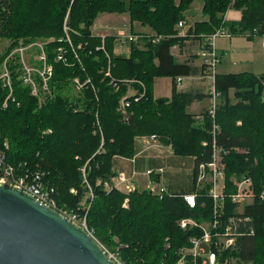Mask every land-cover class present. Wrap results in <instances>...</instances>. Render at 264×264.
I'll use <instances>...</instances> for the list:
<instances>
[{
  "label": "trees",
  "instance_id": "16d2710c",
  "mask_svg": "<svg viewBox=\"0 0 264 264\" xmlns=\"http://www.w3.org/2000/svg\"><path fill=\"white\" fill-rule=\"evenodd\" d=\"M194 1L0 0V40L50 41L53 66L52 95L41 106L14 75L11 98L0 84V152L19 173L43 175V183L55 189L57 209L85 216L91 236L122 264H176L178 250L197 233L182 231L177 222L209 218L210 205L204 199L201 208L199 200L191 209L182 192H121L111 183L113 159H131L135 140L155 135L174 155L192 158L194 173L196 165L210 160L213 121L216 145L226 155V193L235 192L233 178L252 181L253 200L244 215L253 234L237 240L234 256L240 264H264V74H217L214 119L208 109L188 112L208 95L175 86L169 98L153 93L157 78L196 74L171 54L185 40L205 43L218 29L248 41L264 38V0H200L205 20L179 36L177 23L186 20ZM229 10L240 11V19L226 21ZM103 13L127 14L130 23L149 28L152 35L140 37L141 46L131 42L128 57L114 55V37L91 33ZM64 26L71 45L64 40ZM58 49L63 60L56 62ZM75 79L82 87L74 95ZM125 97L128 106L121 110ZM234 209L227 201V213Z\"/></svg>",
  "mask_w": 264,
  "mask_h": 264
},
{
  "label": "built area",
  "instance_id": "2783aa9c",
  "mask_svg": "<svg viewBox=\"0 0 264 264\" xmlns=\"http://www.w3.org/2000/svg\"><path fill=\"white\" fill-rule=\"evenodd\" d=\"M186 26L185 21L177 23V29L182 31ZM65 32V41L71 45L68 36V28L63 27ZM230 35L224 29H218L212 35L205 38L199 57L202 59L205 77L209 81L208 99L210 106L208 113L214 119L215 109L220 97L216 90L215 81L217 76V66L220 61V55L217 52L215 41L218 37ZM135 36H127L122 38L123 43L136 42ZM7 45L0 48V84L8 90L7 99L12 96L13 75L28 88L30 95L37 100L39 106L51 97L50 81L53 77V66L49 62L47 44L50 41L34 40L24 42L22 40L17 43L11 40H5ZM158 41V39H156ZM54 61L63 60V52L61 49L54 51ZM181 77L175 79L176 88L181 87ZM127 83H130L127 81ZM77 89H81L82 85L77 79L74 80ZM144 89L143 85H141ZM132 94L131 90L128 94ZM6 99V101H7ZM6 102L4 103V106ZM128 106L126 97L120 102V109L124 110ZM218 127L213 121L212 135V154L208 162H200L194 169V192L182 194L181 198L187 207L196 208L198 201L201 200L200 207L205 206L204 199L209 200V218H184L177 222L178 227L182 231L197 230L196 234L190 236L188 246L178 250V259L176 264H240L234 254L237 253V240L244 234H253V230L247 227L249 218L245 217V207L250 205L253 200L251 191L252 181L243 177L240 180L233 178L235 192L226 193L225 185V152H222L216 145V132ZM149 142H157L155 135L146 137ZM4 153L0 152V184L15 187L22 192L30 195L40 204L53 209L70 222L84 229L87 233L85 216L79 217L73 212L57 209L55 200V189L43 183L39 172L19 173L16 169L5 162ZM159 169L158 173H161ZM153 171H146L147 175H151ZM126 177L121 174L117 177L118 183L126 182ZM113 182V183H112ZM113 186L114 181L111 180ZM147 191L156 195H164V189L156 192L152 187H148ZM264 200V190L260 195ZM227 201H230L235 209L231 214L227 213ZM247 201V204H246ZM243 205V209H239V205ZM247 231H245V230ZM249 229V230H248ZM91 235V234H90ZM105 251V250H104ZM106 252V251H105ZM109 259L114 264H122L113 253L106 252Z\"/></svg>",
  "mask_w": 264,
  "mask_h": 264
},
{
  "label": "water",
  "instance_id": "95a60500",
  "mask_svg": "<svg viewBox=\"0 0 264 264\" xmlns=\"http://www.w3.org/2000/svg\"><path fill=\"white\" fill-rule=\"evenodd\" d=\"M0 264H114L84 229L0 184Z\"/></svg>",
  "mask_w": 264,
  "mask_h": 264
},
{
  "label": "crops",
  "instance_id": "0c3cea01",
  "mask_svg": "<svg viewBox=\"0 0 264 264\" xmlns=\"http://www.w3.org/2000/svg\"><path fill=\"white\" fill-rule=\"evenodd\" d=\"M200 1V0H199ZM195 3V1H194ZM193 3V4H194ZM193 4L190 9L186 12V29L193 25L196 21L205 20V18L199 17L198 20H194L195 17L198 16V13H201V2L193 8ZM230 11V10H229ZM228 13V12H227ZM227 13L225 16V20L228 22H236L229 20L227 17ZM241 16V14H240ZM122 17V19H119ZM240 19V18H239ZM121 22L123 27L127 26V31L123 30L116 26L115 23ZM136 28V30H134ZM116 31V35L113 33ZM91 33L93 36L100 37L104 39L105 37H114L115 40L113 42V54L120 55L124 57L129 56V50H125V46L129 45L128 43H122L120 38L127 37L129 35L135 36L140 39L143 36H151L152 31L143 27L138 23H130L127 14H116V13H103L98 15L96 20L91 27ZM136 44V43H135ZM142 45V44H141ZM204 45V41L185 40L181 47L175 46L171 49V54L179 63H187L196 69V74L186 77H181V87L176 88L177 91H193L198 92L202 95H207L209 81L205 77L204 68L202 65V59L199 57V52ZM218 54L220 55V61L218 66L222 62V56L225 54V50L223 48L217 49ZM217 66V67H218ZM249 71H241L237 73H243ZM252 73V72H249ZM217 74H227L220 73ZM253 74V73H252ZM171 79V78H170ZM158 80L159 78L154 80L153 93L155 98H169L171 95L172 87H176L175 79H171L170 90L164 94L162 97H157L155 95L158 89ZM163 80V79H160ZM207 100L209 104V99L206 96L200 101L193 102L188 108V112L191 114L198 115L202 113V111L207 109V104H204V101ZM264 101V99H263ZM166 156V158H163ZM182 157L176 156L173 154L170 146H166L161 144L159 141L153 143L149 142L146 137L137 138L134 143V156L131 159H124L115 157L113 159V172L115 173L112 181L116 183L117 177L123 174L126 177V182L118 183L114 187L121 192L128 193L134 190L144 191L148 189L149 185H154V183H158L162 181V188L165 192L169 193H184L183 189L175 185L166 178L161 176L162 173H158L156 170L161 169L164 163L176 164L179 163V160ZM193 162V159L190 158ZM193 166V165H192ZM153 171L151 175H147L146 171ZM164 174V173H163ZM113 183V182H112Z\"/></svg>",
  "mask_w": 264,
  "mask_h": 264
},
{
  "label": "rangeland",
  "instance_id": "374dc122",
  "mask_svg": "<svg viewBox=\"0 0 264 264\" xmlns=\"http://www.w3.org/2000/svg\"><path fill=\"white\" fill-rule=\"evenodd\" d=\"M199 3V0H195L193 8L196 7V5H198ZM199 17H202L200 12L194 20H198ZM227 17L229 20L238 21L240 18V11L230 10L227 13ZM119 19H122V17H119ZM115 24L117 27L127 31V26L123 27V24L121 22L118 21V23ZM185 29L186 26L182 31L179 30L178 35L184 36ZM134 30H136V28H134ZM113 33L116 35V31H114ZM120 40L123 43L122 38H120ZM127 43L130 45V42ZM134 43L141 46V42L139 40ZM6 45L7 43L5 40H0V48L3 49ZM129 45L125 46L126 51L129 50ZM215 46L216 49L223 48L225 50V54L224 56H222V62L217 67V72L229 74L246 70L252 72L255 76H261L264 74V38H254L252 41H248L241 36H230L229 38L221 36L216 39ZM157 83L158 89L155 95L157 97H162L164 96V94H166V92L170 90L171 79L159 78ZM79 90L74 85L71 91L72 94L75 95ZM261 95L262 99H264V88ZM204 104H207V109H209L210 102L208 104V101L205 100ZM163 158H166V156H164ZM192 165L193 162L190 158L183 157L180 158L179 163L176 164L164 163L163 167L161 168V176L163 178H166V180H168L169 182L180 186L185 194L193 193L195 186ZM156 171L158 172L159 169H157ZM161 184L162 181L158 183L155 182L154 185H149V187H152L156 192H158L159 190L163 189ZM238 207L239 209H243L242 204H240Z\"/></svg>",
  "mask_w": 264,
  "mask_h": 264
}]
</instances>
